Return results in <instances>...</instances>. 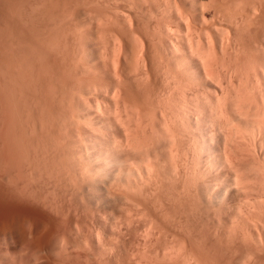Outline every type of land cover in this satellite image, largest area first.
Returning a JSON list of instances; mask_svg holds the SVG:
<instances>
[{"label":"bare ground","instance_id":"6f19581e","mask_svg":"<svg viewBox=\"0 0 264 264\" xmlns=\"http://www.w3.org/2000/svg\"><path fill=\"white\" fill-rule=\"evenodd\" d=\"M214 1L215 4L211 3L213 6L210 8L205 0L83 1L85 4L81 5H84V9L80 5L83 9L82 16L79 14L80 18H75L77 21L74 25H79L76 31L81 29L79 44L83 41L82 49H79L78 44H74L70 50L67 49L68 53L74 50L76 54L74 46L79 47L78 57L72 56L75 57V62L72 63H77L70 72L73 79L75 75V78L81 79L76 78L79 83L74 86V91L70 86L68 93L63 89L69 86L63 85L66 75L62 77V86H58L62 87L63 93L57 86L60 77L52 76L57 78L56 83L49 81V85L53 84L58 89L55 95L49 96L50 102L53 103L50 104L54 108V102H60L56 104V110L53 111V107H49L51 110L47 108L49 99L44 98L42 94L51 93L54 87L51 86L52 90L48 87L51 92L44 91L46 86L43 84L45 87H39L43 92L36 93L38 85L45 83L43 81L49 78L45 72H48V75L55 72L49 70L51 66L47 68L48 71L45 69L49 55L47 61L45 60L47 63H44L46 65L43 64L44 68L42 63L46 56L38 54L35 46L31 47L29 44L31 51L42 56V63L38 61L41 63L39 68L42 66L43 70L40 68L38 72L45 71L41 72L42 77L37 76L41 82L35 81L39 68H33L36 70L34 71L29 66L35 72L34 74L31 70L35 77L32 74L26 75V71L20 70L21 65H18L22 58L16 60L17 66L20 67H16V70L24 71V85H29L32 91L34 87L36 94L28 90L27 94L26 89L22 88L23 82H18L17 77V83L15 79L17 85L22 84V90L19 91L18 86L17 90L15 89L19 91L17 98L20 92L24 91L26 95L22 93L23 96H20V99L25 96L24 101L26 96L30 98V92L35 95L30 98L31 102L35 99L33 102H36L37 106L33 109L34 112L31 110L33 114L25 110L28 106H21L24 113L27 111L25 116L28 113L32 115L31 120L27 119L29 123L25 122L28 126L32 122L35 130L39 127L41 131H38L43 132L40 133L42 137L37 132L36 136H32V124L30 128L27 127L30 135L24 131L31 138L24 134L27 138L22 140L23 134L18 135L19 137L13 134L16 129L14 125L23 123H19L17 119L19 109L15 110L20 101L16 104L18 99L15 95L11 93V97L16 100L14 102L10 93L6 92L9 91L7 87L12 86L15 75L11 74L16 70H13L15 64L12 65L13 54L5 52L11 56L8 55L10 59H6L5 64L6 66L11 61L10 66L8 65L11 67V74H4L13 78L7 77L12 81H4L9 84L5 85L3 82L6 91L4 88L2 90L3 85L0 83V91L9 95L5 96L4 101H13L14 104L12 102L8 106L11 102L8 105L4 102L6 106L3 110L9 108L11 112L12 108V113L18 115L14 114V121L11 119L14 117L10 116L12 122H8L7 116L4 118L8 123L3 119L5 125L14 124L17 120L12 124V137L11 133L8 137L11 140L13 136L18 138H15L16 141L13 138L14 143L10 145V139L8 138V141L5 138V141L2 139L4 135L0 133V141L4 142L3 146H6V151L9 150L10 153L5 155V150L2 151L4 155L2 154L0 159L4 162L0 160V166L3 169L5 163L7 167H4V171L9 168V171H14L13 165L16 166L15 170L22 166V170H18V174L17 171L16 174H12L13 171H5L0 175V205L6 210L8 208L5 215L10 213L11 209V215H14L10 221H7L5 216L6 222L0 227V236L6 241L4 243H7L6 239L10 236L13 237L19 227H23L26 236L28 234L33 237L29 241L34 240L41 220L47 232L42 235L38 233L40 240L46 235L45 243L50 241L56 244L54 247L60 245L57 248L58 253L59 250L66 251L63 254L65 257L66 254L73 253L74 249L85 253L76 264H209L212 259L216 260L214 263H225V260L231 259V264L237 259L252 264L255 258L254 264L260 262L264 257V0H252V3L248 1L249 10H246L245 0H230L236 3L235 6L230 3V8L237 7L236 10L228 9L229 6L224 5V2L229 0ZM241 2L244 4L241 5ZM89 3L100 6L96 7V10L98 8L101 14L96 11L92 15V7L89 8L92 5ZM101 7L106 8V12L109 9L111 14H102ZM239 8L243 10L240 14ZM230 10L238 14L233 15ZM67 17L60 22L68 23L70 16ZM61 25L60 27H63L64 23ZM68 34V39L67 36L65 38L67 41L70 38V33ZM76 34L79 36V33L75 32L78 38ZM91 36H96L98 41L91 39ZM88 39L93 40L95 46H90L92 41ZM23 41L25 45V40ZM76 41L78 43V40ZM69 42L65 45L71 43ZM13 44L9 46L10 50L17 45ZM61 45L63 47V44ZM41 48L39 47V50ZM48 48L47 51L52 49ZM36 49L38 50V47ZM60 49L62 51L63 48ZM63 51L62 55L58 52L62 58L64 53L67 55ZM68 57L70 59L69 55ZM27 60L23 59L26 63ZM1 61L0 63H3ZM62 61L57 59L54 62ZM35 62H32V65ZM72 63L69 64L73 66ZM9 67L6 68L7 71H10ZM60 67H57L58 71ZM26 68L28 69V65L23 69ZM17 72L14 74L19 76ZM68 72L66 71V74ZM4 74H0L1 80H7L2 77ZM28 75L32 76L30 80L35 81L32 83L36 86L31 81L32 88L27 84L29 79L27 81L25 78ZM43 75L47 78L44 79ZM67 75L70 76V73ZM13 86L16 88L14 82ZM14 87L10 92L14 91ZM60 91L64 94H61V98L58 95ZM40 94L41 97L36 98ZM2 95L0 94L1 100ZM40 98L43 102H48H44L45 108H42ZM2 102L0 108L4 105ZM26 102L25 106L29 104ZM32 107L33 104L27 109ZM1 109V116L12 115L8 110L2 112ZM21 116L20 119L25 120L22 118L24 116ZM0 121V125H3L4 121ZM10 127H7V135L12 129ZM22 127L16 130L26 129ZM33 138H37V144L33 142ZM25 140L27 142H24ZM23 142L25 146L30 142L29 146L35 149L36 152L26 146L28 151L35 154L34 158L30 157L33 156L30 151L29 156L24 145L20 146ZM35 144L36 148L33 146ZM20 150L25 154L22 151L19 153ZM14 154H23L20 161L24 164L18 165L19 168L16 162H20L19 160L13 159L16 164L8 162V156ZM18 156L14 155L15 158ZM23 156L27 162L22 159ZM35 166L41 170L38 168V171H35ZM23 167L29 170L24 172L25 174H22V171H26ZM19 173L21 177L18 176ZM23 176L28 177L27 180ZM20 178L24 180L21 181ZM8 216L9 214L7 218ZM44 229H41V233L46 231ZM18 238L20 240L21 237ZM21 239L24 244L28 241L23 240V237ZM37 239L35 241L39 240ZM19 240L17 243H23ZM29 241L26 243L31 242ZM35 243L31 242V247ZM40 244L42 240L41 243L39 241V249L42 248ZM35 253L33 256L37 257ZM70 257L72 258L69 256L65 261L71 259ZM257 257L262 258L256 261ZM262 260L264 261V258Z\"/></svg>","mask_w":264,"mask_h":264},{"label":"rangeland","instance_id":"374dc122","mask_svg":"<svg viewBox=\"0 0 264 264\" xmlns=\"http://www.w3.org/2000/svg\"><path fill=\"white\" fill-rule=\"evenodd\" d=\"M47 1H48V2H47ZM47 1H45V0H44V1H43V0H40V1H39V0H6V3H5V0H0V36H1V38H0V44H1V45H0V46H2V47H0V49L2 48V49H1L2 51L0 50V51H1V52H0V53H1V54H0V58H1V60H2V59L4 60V61H3V60H2V61L0 60V61L3 62V63L5 62L4 64H3V63H0V66H1V67H0V68H1V69H0V70H1V71H0V74H4V72H5V73H6V72H10V74H11V67H9L10 64H11V63H10L11 61L9 60V61H10V62H8L9 64L6 65L7 67H9L10 71H7V69H6L7 67L5 66V64H6V59H10V58H9V56H10L9 54H13V55H11V56H13V57H12V60L14 59V60H13L14 62L12 63V65L15 64V69H13V70H16V67H19V66L21 65V66H20V67H21L20 70H24V71H26V72L28 71L27 73L25 72L26 75H27V74H30V75H31V74H32V71L34 70L33 68H37V69L39 68V64L42 63V62H41V61H42V60H41V59H42V58H41L42 56H43V57L46 56L45 59H43L44 61H43L42 65H43L44 63H47V62H45V60L47 61L46 58H48L47 56L49 55L48 63H47V67L45 68V66H44V65H46V64H44L43 66H44V68H45L46 70H47V68L49 69V66H51L49 70H55V72L53 73V75H51L52 73H51V71H50V73H51L50 75H51V76L48 75V74H49L48 72H45V75L47 74V75H46L47 77L49 76V78L51 77L52 79L54 78L55 80H54V79L51 80V78L49 79V78H47L45 75H43V76H45L44 79H45V78L48 79V81H45V80H47V79L44 80V79L42 78V79L44 80L43 82H45V83L48 82V84H47V83H46V84H45V83H42L41 80H40V78L38 79V77H39V75H40V77H42L41 74H43V73H41V72H44L45 70H44V71H41V72L39 73L38 71H40V70L42 69V66L40 65V66H41V67H40L41 69L39 68L37 71L34 70V71H36V72H38V73L35 74V72L33 71L34 74H35V76H36V78H37V80H35L36 78H35L34 80H35L36 82H37L38 80L41 82V84L38 85V89L36 90V91H37L36 93H37V94H38L39 92L41 93L42 90L40 91L41 88L39 89V87H40L41 85L43 86V84H44V85L46 86V88H44L43 90H44V91H45V90L48 91V90L51 88V86H52V88L54 87V86H53L54 81H55V83H56V79L58 78V76H59L60 78H58L57 82L59 81V83H60V82L62 81V80H61L62 77H64L65 75L68 76L67 74L70 73V76H68L67 79H68L69 81H71V82H70L71 85L69 84V81H68V80H67L68 82L66 81V79H65L66 76H65V78L63 79V80L66 82V83L64 82L63 85H64V84H65V85H67V84L69 85L67 89H66L67 86L64 85L65 87H63V89L65 88L64 90H66V91H64V90H63V91L69 93V90H70L69 87H70V86H71L70 88L73 87L72 90L74 91V89H75L74 86L76 87V86H77L76 84L79 83L78 80L81 79V77H80V78L76 77V78L78 79V80H77V79L75 78L76 75L74 74V75H75V76L73 75V76H74V79H76V80H74L73 77L71 76V73H72V72H70V71L72 70L71 68H74L75 64L77 63V62H76L75 64L72 63V62H75V57L73 58L72 56L75 55V56L78 57L77 54L79 53V51H78L77 49H78L79 47H80L79 49H82V48H81V47H82V42H83V41H82V38H81V41H82V42H81V44H79V43H80V38H79V37L82 36V34L80 33V30H81V29H80L79 31H76L75 29L78 30L79 25H78V24H77L78 26H77V25L74 26V25L76 24V21H77L76 19L80 18L79 14L82 16L81 13H83V9H84L83 6H84V5L82 6L81 4H85V2H83V1H85V0H82V1H80V0H72V3H70L71 0H70V2H69L68 0H62V2H61V0H56V1H55V0H54V1H53V0H47ZM78 1H79V2H78ZM211 1H212V2H211ZM211 1H210V0H209V1H208V0H205L206 5H207V6L209 5V6H208L209 8H210V6L212 7L213 4H215V1H214V0H211ZM233 1H234V2H237V0H236V1L233 0ZM240 1H243V0H240ZM248 1H251V3H252L254 0H253V1H252V0H245V1H244V2H247V3H245V4H247V6L245 5L246 10H249V6H248L249 3H248ZM28 2H29V3H28ZM53 2H54V3H53ZM76 2H77V6H75V5H76ZM82 2H83V3H82ZM234 2H232V1L229 0L228 2H227V1L224 2V5H225L226 7L229 6L228 9L234 10L233 8H235V7H233V6L236 5V3H234ZM238 2H239V1H238ZM52 3H53V5H51ZM60 3H61V4H60ZM73 3H74V4H73ZM211 3H213V4H211ZM226 3H227V4H226ZM230 3L233 4V6H231V8H230ZM6 4H7V5H6ZM55 4H56V5H55ZM72 4H73V6H71ZM89 4L92 5V6H89V8L92 7V9L90 8V9L92 10V12H93L92 15H94V13H95L96 11L99 12L98 8H100V6L98 7L96 4L93 5L92 3H89ZM234 4H235V5H234ZM240 4L242 5V4H244V3L241 2ZM3 5H4V6H3ZM10 5H11V6H10ZM64 5H65V6H64ZM80 5H81V7H82L83 9L80 7ZM241 5H238V6H241ZM42 6H43V7H42ZM70 6H71V7H70ZM74 6H75V7H74ZM94 6H95V7H94ZM54 7H55V8H54ZM76 7H77V8L79 7V8H81V9H77ZM93 7H94V8H93ZM96 7H98L97 10H96ZM242 7H243V6H242ZM245 7H244V8H245ZM247 7H248V8H247ZM44 8H45V9H44ZM48 8H49V9H48ZM50 8H51V11H50ZM63 8H66V9L64 10ZM71 8H72V9H71ZM101 8L103 9V7H101ZM52 9H53V10H52ZM102 9H101V10H102ZM105 9H106V8H104L103 11H104ZM236 9H238V8L236 7L235 10H236ZM240 9H241V8H239V10H240ZM72 10H73V11H72ZM78 10H79V11H78ZM101 10H100V11H101ZM231 10H230V11H231ZM239 10H237V11H239ZM244 10H245V9H244ZM24 11H25V13H24ZM64 11H66V12H65L66 14L64 13ZM68 11H69V13H68ZM77 11H78V12H77ZM103 11H101L102 14H105L106 16H108L107 13L111 14L110 11H109V9H107V12H106V11L103 12ZM242 11H243V10H242ZM242 11L240 10L239 14L242 13ZM35 12H36V13H35ZM38 12H39V13H38ZM50 12H51V13H50ZM52 12H53V13H52ZM73 12H74L75 14H74ZM98 12H97V13H98ZM105 12H106V13H105ZM233 12H234V11H231V13H232L233 15H237V14H238V12L236 13V11L234 12V13H236V14H234ZM48 13H49V14H48ZM55 13H56V14H55ZM97 13H96V14H97ZM99 13H100V12H99ZM16 14H17V15H16ZM40 14H41V15H40ZM70 14H71V15H70ZM100 14H101V13H100ZM26 15H27V16H26ZM31 15H32L33 17H32ZM54 15H55V16H54ZM58 15H59V16H58ZM67 15L70 16V18L72 19V20H71V19L69 18L68 23L65 22V21H67V19H68ZM65 16H66L67 18H66ZM75 16H76V17H75ZM30 17H31V18H30ZM51 17H52V18H51ZM72 17H73L74 19H75V18H76V19L74 20ZM18 18H19V19H18ZM44 18L47 19L48 21H46ZM65 18H66V20H65ZM13 19H14V20H13ZM30 19H31V20H30ZM43 19H44V20H43ZM51 19H53V20H51ZM62 19L65 20V21H63V23H64L65 26L63 25V27H60V26H62L61 24H63V23H61V22H62V21H61ZM3 20H4V21H3ZM50 20H51V21H50ZM54 20H55V21H54ZM79 20H80V19H79ZM14 21H15V22H14ZM17 21H18V22H17ZM23 21H24V22H23ZM43 21H44V22H43ZM53 21H54V22H53ZM56 21H57V22H56ZM60 21H61V22H60ZM37 22H38V23L40 22V23L38 24ZM70 22H71L72 24H69ZM79 22H80V21H79ZM9 23H10V24H9ZM19 23H20V24H19ZM32 23H34V24H32ZM35 23H36V24H35ZM42 23H43V24H42ZM47 23H48V24H47ZM58 23H59V24H58ZM65 23H66V24H65ZM110 23H111V22H110ZM21 24H22V25H21ZM23 24H25V25H23ZM41 24H42V25H41ZM52 24H53V25H52ZM111 24H112V23H111ZM27 25H28V26H27ZM31 25H32V27H31ZM34 25H35V26H34ZM72 25H73V26H72ZM106 25H107V24H106ZM10 26L13 28L12 30H11V27H10ZM43 26H44V27H43ZM47 26H48V27H47ZM66 26H67V28H66ZM68 26H69V27H68ZM3 27L6 28V29L4 30ZM30 27H31L32 29H31ZM41 27H42V28H41ZM51 27H52V28H51ZM58 27H60L59 30L57 29ZM73 27H74V28H73ZM108 27H109V26H108ZM33 28H34V29H33ZM39 28H40V29H39ZM54 28H55V29H54ZM61 28H62V29H61ZM71 28H72L74 31H73ZM9 29H10V30H9ZM35 29H36L37 31H36ZM38 29H39V30H38ZM48 29H50V30L48 31ZM53 29H54V30H53ZM56 29H57V30H56ZM29 30H30V31H29ZM61 30H62V31H61ZM64 30H65V31H64ZM68 30H69V31H68ZM6 31H7V32H6ZM12 31H13V32L15 31V32L13 33ZM54 31H55V32H54ZM59 31H60V32H59ZM63 31H64V32H63ZM66 31H68V32H66ZM72 31H73V32H72ZM9 32H12L13 34H12V33H9ZM23 32H24V33H23ZM28 32H29V33H28ZM31 32H32V33L34 32V33L32 34ZM51 32H53L54 34L51 33ZM65 32H66L67 34H66ZM75 32H76V33H77V32L79 33V36H78V34H76L77 37H78L79 39L76 38V36H75ZM35 33H36V34H35ZM48 33H49V34H48ZM55 33H56V34H55ZM62 33H63V35H62ZM68 33H70V38H69V40L67 41L65 38H66V36H67V39H68V36H69ZM5 34H6V35H5ZM50 34H51V35H50ZM59 34H60L61 36H60ZM72 34H73V35H72ZM80 34H81V35H80ZM18 35H19V36H18ZM49 35H50V36H49ZM57 35H58V37H57ZM71 35H72V36H71ZM7 36H8V37H7ZM17 36H18L19 38H17ZM4 37H5V39H4ZM40 37H41L43 40H45V41H43ZM72 37L75 39V41H74V39L72 40ZM91 37H92L91 39H94V40L96 39V40H97V37H96V36H95L94 38H93V36H91ZM6 38H7V39H6ZM15 38H17V39H16V41H14V42H15V43H14L12 40H13V39L15 40ZM20 38H22V39H20ZM58 38H59V39H58ZM62 38H63L65 41L62 40ZM1 39H2V40H1ZM3 39H4V40H3ZM10 39H11V40H10ZM36 39H37V41H36ZM89 39H90V38H89ZM89 39H88V40H89ZM18 40H19V41H18ZM21 40H22V41H21ZM23 40H25V45H24V41H23ZM46 40H47V41H46ZM60 40H61V41H60ZM76 40H78V43H77ZM96 40H95V41H96ZM1 41H2V42H1ZM8 41H10L11 44L14 43L13 45L17 44V45H15L16 47H12V46H11L13 49L16 48L17 51H18L19 48H21V50H19L18 53H16V52H17V51H15L16 49L13 50V49L11 48V50H10L9 46H10L11 44H10V42H8ZM28 41H30V42H28ZM31 41H34V42L32 43ZM38 41H39V43L37 44L36 42H38ZM42 41L44 42L45 45L43 44ZM49 41H50V42H49ZM54 41H55V42H54ZM69 41H70L71 43H70ZM89 41H90V42L92 41V43H90ZM89 41H88V42L90 43V46H95V45H94L95 42H93V40H89ZM97 41H98V40H97ZM5 42H6V43H5ZM20 42H21V43H20ZM27 42H28V45H27V47H26ZM46 42H48V44H47ZM62 42H64V43H62ZM68 42H69L71 45H70V44L65 45V43L67 44ZM72 42H73V43H72ZM2 43H3L4 46H5V45H7V46L4 47V46L2 45ZM4 43H5V44H4ZM34 43H35L36 45H34ZM59 43H60V44H59ZM9 44H10V45H9ZM21 44H22V45H21ZM29 44L32 45L31 47L35 46L34 48H35L36 52H37L38 54L42 55V56L40 57L38 54L35 53V51H34V52L31 51V47H30ZM46 44H47V45H46ZM50 44H51V45H50ZM55 44H56V45H55ZM61 44H63V47H62ZM74 44H75V46H76L77 44L79 45L78 48L74 46V48H76L75 51H77V53L75 54V53H74V50H73V51H70V53L73 52V54L70 55V53H68L67 51H69L70 49H72ZM20 45H21V46H20ZM40 45H41V46H40ZM42 45H43V46H42ZM78 45H77V46H78ZM80 45H81V46H80ZM22 46H23V48H22ZM44 46H45V47H44ZM49 46L52 47V49H51ZM58 46H59V47H58ZM60 46H61V47H60ZM28 47H29V48H28ZM36 47H38V50L36 49ZM39 47H40V48L42 47V48L39 50ZM43 47H44V48H43ZM46 47H47V48H48V47L50 48V49L48 48L49 51H47V48H46ZM55 47H56V48H55ZM66 47H67V48H66ZM25 48H26V49H25ZM45 48H46V49H45ZM58 48H59V49H60V48H63V49H62V51L64 50L63 53L66 52L67 55L64 53V56H63V58H62V56H61V55H62V51H61V49H60L61 52L58 51L59 54H61V55H59L58 52H57V50H59ZM64 48H65L66 50H65ZM5 49H7V51H5ZM32 49H33V48H32ZM43 49H45V50H43ZM67 49H69V50H67ZM3 50H4V51H3ZM12 50H13V52H14L15 54L12 52ZM23 50H24V51H23ZM27 50H29V51H27ZM41 50L43 51L42 53H41ZM52 50H54V51H52ZM20 51H21V52H20ZM25 51H26V54H25ZM38 51H39V52H38ZM45 51H46V52H45ZM50 51H51V52H50ZM80 51H81V50H80ZM5 52H8V53L10 52V53H9V54H8V53L6 54ZM19 52H20V53H19ZM30 52H31V53H30ZM32 52H33V56H32ZM48 52H49L51 55H52V54H53V55L51 56L50 54H48ZM56 52H57V53H56ZM3 53L6 54L7 56L4 55ZM21 53H22V54H21ZM23 53L25 54V56H23V55H24ZM29 53H30L31 57L29 56ZM34 53H35V54H34ZM46 53H47V54H46ZM2 54H3L5 57H4ZM16 54H17V55H16ZM54 54H56V56H55ZM79 54H80V53H79ZM8 55H9V56H8ZM14 55H15V57H14ZM44 55H45V56H44ZM58 55H59V56H58ZM68 55L70 56V59H69V57L67 58ZM11 56H10V57H11ZM38 56H39V57H38ZM60 56H61V57H60ZM2 57H4V58H2ZM7 57H8V58H7ZM29 57H30V58H29ZM36 57H37V58H36ZM50 57H51V58L53 57V58L51 59ZM54 57H55L56 59H55ZM64 57H65V58H64ZM21 58H22V60H19V59H21ZM35 58H36V59H35ZM40 58H41V59H40ZM72 58H73L74 60H73ZM23 59H24V61H26V60L28 59V60H27V61H28L27 63H31V64H27L26 62L23 61ZM32 59H33V61H31ZM49 59H50V60H49ZM57 59H58V61H59L60 59H61V61H62V59H63L64 63H63V61H62V62H54V61L57 60ZM66 59H67V60H66ZM77 59H78V58H77ZM16 60H17V61L19 60V62L22 61V62H21L22 64H21V63L18 64V62H16ZM38 60H39L41 63H40ZM65 60H66V61H65ZM7 61H8V60H7ZM35 61H37V62H35ZM76 61H77V60H76ZM32 62H35V64H37L38 66L35 65L34 63H33V65H32ZM38 62H39V63H38ZM49 62H50V63H49ZM53 62H54V63H53ZM57 63H58V64H57ZM60 63H61V64L63 63L64 65H63V64H62V65H63V67L65 66V68H63L62 65H61ZM66 63H67L68 65H67ZM69 63H72V64H74V65L72 66V65L69 64ZM2 64H3V65H2ZM17 64H18L19 66H17ZM55 64H57L58 66L60 65V66L62 67V68L60 67L61 70L59 69V71H58V68H57L58 66L55 65ZM8 65H9V66H8ZM12 65H11V66H12ZM23 65H25V66L28 65V69L32 68L33 70H32V69L28 70L27 68H26L27 70H26V69H23V68H25V66H23ZM34 65H35V66H34ZM66 65H67V67H66ZM4 66H5V67H4ZM13 66H14V65H13ZM29 66H30V68H29ZM31 66H32V67H31ZM53 66H54L55 69L53 68ZM56 66H57V67H56ZM69 66H71V67L69 68ZM2 67H4V68H3V71H2ZM20 67H19V68H20ZM12 68H13V67H12ZM51 68H52V69H51ZM9 69H8V70H9ZM56 69H57V70H56ZM70 69H71V70H70ZM4 70H6V71H4ZM13 70H12V71H13ZM17 70H18V69H17ZM17 70H16L15 72H13V74H11V75H13V76L15 75V76H14V77H15L14 79H12L13 77L11 78L10 75L6 76L5 74H4L5 76L2 75V77H3V78L6 77L7 80H5V79H4V80H1V79H0V80L2 81V82H0L2 85H3V82H4V81H8V82H10V81L13 80L14 85L16 86V88H15V87L13 86V82H11V83H12V86L14 87V89H13L14 91H11V92H10V90H12V88H13L12 86L7 87V88H9V89H8L9 91H6L7 89L4 88V87H5L6 83L9 84L8 82H6V83L4 82L5 85H3L2 90H3V88H4V90H5L7 93H8V92L10 93V97L13 96V95H15V96H14L15 98L18 97V95H19L18 92L20 91V89L22 90V88L26 89V92H27V90H28V91H32V90L30 89L29 85H27L28 88H27L26 84L24 85V80H23V78H24L23 75H24V74L22 75V73H23L24 71L21 72L20 70H18V72H17ZM31 70H32V71H31ZM42 70H43V69H42ZM64 70H65V71H64ZM73 70H74V69H73ZM19 71L21 72V73H20L21 75L18 74ZM47 71H48V70H47ZM56 71H57V73H59L61 76H60L59 74L57 75ZM61 71H62V72H61ZM66 71H69V72L66 74ZM1 72H2V73H1ZM16 72H17V74H18L19 76H21V77H19V76H17L16 74H14V73H16ZM29 72H30V73H29ZM60 72H61V73H60ZM73 72H74V71H73ZM8 74H9V73H8ZM30 75L26 76V78H25L26 80L29 79V83L27 82L28 80H27V81L25 80V81L27 82V84H30V85H31V83H32V82L34 83L35 81L30 80L31 77H32V76L30 77ZM32 75H33V74H32ZM54 75H56L57 78H56V77H52V76H54ZM0 76H1V75H0ZM24 76H25V75H24ZM35 76L33 75V77H35ZM37 76H38V77H37ZM7 77H10L12 80H10V78H7ZM17 77H18V82H23V85H24L23 87H22V84H21V83H19L18 85L15 83V79H16V82H17ZM22 77H23V78H22ZM29 77H30V78H29ZM70 77H72V78H70ZM3 78H2V79H3ZM19 78H21V79H19ZM70 79H71V80H70ZM22 80H23V81H22ZM60 80H61V81H60ZM72 80L75 81V82H73ZM30 81H31V83H30ZM39 81H38V82H39ZM49 81H53V84H52V85H51V84L49 85V83H51V82H49ZM81 81H82V80H81ZM81 81H80V82H81ZM18 82H17V83H18ZM26 82H25V83H26ZM11 83H10V85H11ZM33 83H32V84H33ZM59 83L57 84V86H58V85L62 86V82H61V84H59ZM72 83H74V84H72ZM38 84H39V83H38ZM2 85H1V86H2ZM19 85H20V86H19ZM33 85L36 86V84H33ZM55 85H56V84H55ZM1 86H0V88H1ZM17 86L19 87V89H18L19 91H18V92L16 91V90H17ZM25 86H26V88H25ZM45 86H43V87H45ZM49 86H50V88H48ZM57 86L54 87V90H52V88H51L52 92L54 91V92H53L54 94H52L51 90H49V92H51V93H49V94H47L48 92L46 93V92H43V91H42V92H43L42 94H44V96H45L44 98H48V99H49V105H47V106H48V107H47L48 109H50L51 107H53V106H51V104H53V103L50 102V101H51V97H50L49 95H55L56 89L59 88V86H58V88H57ZM11 87H12V88H11ZM20 87H22V88H20ZM43 87H42V88H43ZM10 88H11V89H10ZM31 88H32V85H31ZM47 88H48V89H47ZM15 89H16V90H15ZM34 90H35V89H34V87H33V91H34ZM59 90L62 91V87H60ZM5 91H4V92H5ZM33 91H32V92H33ZM61 91H60V92H61ZM63 91H62V92H63ZM1 92H2V91H0V94L2 95L3 92H2V93H1ZM6 92H5V94H6ZM16 92H17V95L15 94ZM26 92L24 91V93H23V92H20V93H21V94L23 93V95H24ZM60 92H58L59 94H58V93H57V94H58V95L60 96V98H61V96L64 95V94H63L64 92H63V93H62V92L60 93ZM9 93H8V94H9ZM11 93H12L13 95H12ZM33 93L35 94V91H34ZM33 93H32V94H33ZM70 93H71V92H70ZM8 94L4 95V93H3V95H2L3 98H2V100L0 99V100H1L0 103L3 101V102H2V105H3V104H4V105L1 107L2 109H1V108H0V109L2 110V112H3V111L6 112V110H8V113H12V112H13V111H12V108H11V112H10V109H9V108H7L6 110H3V107H4V109H5V106H6V104L4 103V102H6V101H4V100H6L5 96L8 97V96H9ZM21 94H20V96H21ZM27 94H28V92H27ZM32 94H31V92H30V95H28V96H30V98H31V96L33 97V96L36 95V94H35V95H34V94L32 95ZM57 94H56V96H57ZM61 94H62V95H61ZM7 95H8V96H7ZM23 95H22V96H23ZM25 95H26V94H25ZM47 95H48L50 98H49ZM20 96H19V98H17L18 101H16V100L14 99V97H11V98L13 99V101H14V100L16 101V102L14 101L16 104L20 101V102H19L20 105H17V107H15V108H16L15 110L17 111V110L19 109V111H17V112H18V113L20 112V113H19V116H17V119L19 120V121H18L19 123H23L22 125H24V127H22L21 124H20L21 126H20V125L18 126V123H16L17 120L14 122V124L16 123L17 126H18V128L22 127V128H26V129H25V130H24V129H21V130L19 129L20 131H19V130H16V129H18L17 126H16V124L14 125V124L12 123V124L14 125V128H16L15 131H14V128L12 127V124H11V123L5 125L4 123H5V121H6L7 119H8V122H12V121L15 120V117H14V116H15V115H18V114L12 113V115H10V114L7 113L8 115L1 116V111H0V117H2V118H0L1 120L4 121V119H5L6 116H7V119H5V121L3 122V125H0V129H1V126H2V129H1L0 133H2V135H4V137H2V139L4 138V140H5V138H6V140H7L10 136L12 137V133H11L12 130L14 131L13 134H15V136H16V135L18 136V135H20V134H23V139H22V140H24V138L26 139L27 137H24V134L26 135V133H25L24 131L28 132L27 134H29V130H27V127L30 128L29 126H31V124H32V127H33V128L31 127V129H33V131H34V133H33V131H31V132H32V136H33V134H34L35 136L37 135V134H35V132H37V133H39V134H40V133H41V134L43 133V132H40L41 130H40L39 127H37V130H35L36 128L33 126V123H32V122H30V125H29V126H28V124H26V122H25V121L28 122L29 120L32 119V115H29V113L31 114L32 111H33V109L37 107V106H36V102H35V104H34V102H33V100H35V99L32 100V102H33V103H32L31 100H30V98L28 99L27 96H26L27 99L25 98V101H24V99H23L25 96H24L22 99H20V98L22 97V96H21V97H20ZM38 96L41 97V94H40V95H37L36 98H37ZM59 96H58V99H59ZM42 97H43V95H42ZM53 97H55V96H52V98H53ZM0 98H1V97H0ZM4 98H5V99H4ZM33 98H34V97H33ZM12 99H10V100H12ZM19 99H20V100H19ZM42 99H43V98H42ZM56 99H57V97H56ZM21 100H23L24 103H23ZM26 100H27V102H28L31 106H32V104L34 105V107H32V109H31V108H30V110L27 109V108H29L30 105L28 104V105L25 106V102H26ZM29 100H30V101H29ZM40 100H41V98H40ZM44 100H45V99H44ZM13 101H12V102H13ZM41 101H42V103H43V104L41 103V104H42V108H45L46 106H45V107L43 106L45 101H44V102H43V100H41ZM52 101H53V99H52ZM55 101H56V100H55ZM9 102H11V101L6 102L7 105H8ZM12 102L9 103L8 106H10V105L12 104ZM14 102H13V104H14ZM27 102H26V103H27ZM30 102H31L32 104H31ZM39 102H40V101H39ZM21 103H22L23 105H21ZM46 103H48V102L46 101L45 104H46ZM50 103H51V104H50ZM57 103L60 104L59 101H58V102L56 101V103L54 102V106H55V108H57V105H56ZM16 104H15V105H16ZM39 104H40V103H39ZM15 105H13V110H14V106H15ZM0 106H1V104H0ZM8 106H7V107H8ZM19 106H20V108H19ZM21 106H24L25 108L28 106V107L25 109V110H28V111H29V113H28L26 116H25L24 114H25L27 111L24 113V111H23L24 108H22ZM11 107H12V106H11ZM38 107H39V105H38ZM40 107H41V105H40ZM40 107H39V108H40ZM49 107H50V108H49ZM17 108H18V109H17ZM42 108H41V109H42ZM55 108L53 107V111L56 110ZM21 109H22V111H20ZM51 109H52V108H51ZM51 109H50V110H51ZM31 110H32V111H31ZM16 111H15V112H16ZM30 111H31V112H30ZM34 111H35V110H34ZM34 111H33V112H34ZM42 111H43V109H42ZM44 111H47V110H44ZM53 111H50V113L53 112ZM47 112H48V111H47ZM45 113H46V112H45ZM3 114H4V113H2V115H3ZM14 114H15V115H14ZM32 114H33V113H32ZM43 114H44V113H43ZM21 115L24 116V117H22ZM8 116H9V118H8ZM10 116H13L14 118H11ZM20 116H21L22 118H25V120L20 119ZM4 117H5V118H4ZM3 118H4V119H3ZM10 118L13 119V120L11 121ZM27 119H29V120H27ZM9 120H10V121H9ZM20 120H23V121L25 122L26 126H25L24 122H23V121H20ZM8 122L6 121V123H8ZM28 123H29V122H28ZM0 124H2L1 121H0ZM10 125H11L12 129H10L11 131H10L9 134L7 135V132H8V130H9L8 128L10 127ZM5 126H6V127H5ZM3 127H5V129H4ZM7 127H8V128H7ZM11 127H10V128H11ZM3 129H4V131H3L4 134H3V132H2ZM31 129H30V130H31ZM38 130H40V131H38ZM23 132H24V133H23ZM31 132H30V133H31ZM5 133H6V134H5ZM10 133H11V135H10ZM41 134H40V136H41ZM44 134H45V133H44ZM2 135H0V136H2ZM9 135H10V136H9ZM29 135H30V134H29ZM29 135H26V136H29ZM8 136H9V137H8ZM18 137H19V136H18ZM18 137H15V138H18ZM29 137L31 138V136H29ZM29 137H28V138H29ZM41 137H42V136H41ZM41 137H40V138H41ZM0 138H1V137H0ZM13 138H14V136H13ZM13 138H12V140H11V138H9L10 141H9V139H8L9 142H12V144L10 143V145H13L14 141H16V139L14 138V139H15V140H14ZM30 138H29V139H30ZM2 139H1V140H2ZM29 139H28V140H29ZM36 139H37V138H36ZM36 139H35V140H36ZM6 140H5V141H6ZM13 140H14V141H13ZM19 140H20V139H19ZM33 140H34V138H33ZM35 140H34L33 142H35ZM8 141H7V142H8ZM17 141H18V139H17ZM20 141H21V140H20ZM20 141H19V142H20ZM29 141H32V140H29ZM2 142H3V141H2ZM2 142L0 141L1 144H2ZM7 142H6V144H7ZM19 142H18V144H19ZM24 142H27V141L25 140ZM24 142H23V143H24ZM36 142H37V140H36ZM36 142H35V143H36ZM21 143H22V142H21ZM21 143H20V146H21V145H24V146H25V143H24V144H21ZM28 143H29V144H28ZM28 143H27L28 145L26 144V146H29V145H30V142H28ZM37 143H38V142H37ZM37 143H36V144H37ZM1 144H0V153H1L0 157H3V155H4V154L2 153L3 150H5L4 152H6L5 155H8V154L10 155L9 150L6 151V148H7V147H6V146H3L4 142H3L2 145H1ZM31 144H32V143H31ZM36 144L33 145V146L35 147ZM4 145H5V144H4ZM24 146H23L22 148L25 149L26 146H25V147H24ZM10 147H12V146H10ZM30 147H31V146H29V148H30ZM1 148H2V149H1ZM22 148H21V149H22ZM26 148H27L26 150L28 151V147H26ZM31 148H32V147H31ZM35 148H36V147H35ZM9 149H10V148H9ZM11 149H12V148H11ZM24 149H22V150H23V151H26V150H24ZM22 150H20L19 153H21ZM30 150H33V151H34L35 149L32 148V149H30ZM30 150H29V151H30ZM12 151H14V150L12 149ZM23 151H22V152H23ZM29 151L27 152L28 154H29ZM34 152H36V151H34ZM12 153H15V152H12ZM12 153H11V154H12ZM30 153H31V155H33L31 151H30ZM2 154H3V155H2ZM16 154H17V153H16ZM16 154H14L15 157L18 156V155H16ZM23 154H25V153L23 152ZM23 154H20V156H22ZM14 155H12V156H8V162L10 161V164H11V163H15V164H16V162H17V167H18V165H19V166L23 165L24 162H23V164L21 163L22 160L20 161V159H21L20 156H18V158H19V159H18V158H15ZM34 155H35V154H34ZM34 155H33V156H30V154H29V156H30V157H33V158H34ZM25 156H27V155H25ZM4 157H5V156H4ZM10 157H11V159H10ZM12 157H14V158H12ZM23 158H24V156L22 157V159H23ZM25 158H26V157H25ZM25 158H24L23 160H25ZM28 158H29V157H28ZM33 158L30 159V160L32 161ZM3 159L5 160V158H3ZM9 159H10V160H9ZM13 159H14L15 161H16V160H19L20 162H18V161L15 162ZM0 160L3 161L2 159H0ZM11 160H13L14 162L11 161ZM28 160H29V159H28ZM35 160H36V158H35ZM1 161H0V164H1ZM25 161L27 162V160H25ZM31 161H28V162H31ZM3 162H4V161H3ZM8 162H7V163H8ZM35 162H36V161H34V163H35ZM32 163H33V162H32ZM8 164H9V163H8ZM8 164H7V165H8ZM20 164H21V165H20ZM12 165H13V164H12ZM13 166L16 167L15 165H13ZM36 166H39V165H36ZM36 166H35V167H36ZM0 167H1L0 169H2V166H0ZM4 167H7V166H5V163H4ZM4 167H3V169H4ZM14 167H13L14 171L11 170V171H13L12 174H16L15 171H17V174H18V172H19L18 170H20V169L22 170V166H21V168L18 167V168H19L18 170H15ZM35 167H34V168H35ZM39 167H40V166H39ZM39 167H38V168H39ZM8 168H9V165H8ZM8 168H5V169H8ZM23 168H24V169L26 168V171H22V172H23L22 174H25V173H27V171H29V170H27V169H28L27 167H23ZM36 168H37V167H36ZM38 168H37V170H35V171H38ZM3 169H2V170H3ZM9 169H10V168H9ZM9 169H8V171H9ZM24 169H23V170H24ZM39 169H40V168H39ZM40 170H41V169H40ZM40 170H39V171H40ZM5 171H7V170H5ZM5 171L3 170V171L1 172V170H0V175H1V173L3 174ZM8 171H7V172H8ZM11 171H9V172L11 173ZM24 172H25V173H24ZM18 176H20V173H19ZM20 177H21V176H20ZM23 178H24L25 180H27L28 177L26 178V176H23ZM21 179H22V178H20V180H21ZM24 179H22V180H24ZM22 180H21V181H22ZM1 206H2V205H0V207H1ZM2 208L5 209V210H4L5 212L2 210ZM2 208L0 209V212H1V213H0V216H1V218H2V219H0V227H3L4 222H6V221H5V218H6L7 221H8V220L10 221V219H12L13 216H14L13 214L11 215V213H13V211H12V209H11V212H10V213L7 212V215L9 214V216H8L9 218H7V215H5L4 213H6V211H8V208H7V210H6V208L3 207V206H2ZM2 211H3V212H2ZM1 214H2V215H1ZM10 215H11V217H10ZM2 216H3V217H2ZM5 216H6V217H5ZM4 217H5V218H4ZM15 217H16V215H15ZM3 219H4V220H3ZM1 225H2V226H1ZM41 225H43V226H41ZM44 225H45V224H43V222L40 220V221H39V227H40V228H38V232H37V234H38L39 232H40V233H39L40 235H42L43 233L46 234V232H47L46 229H47V228H45L46 226H44ZM44 228H45V229H44ZM19 229H20V227H19ZM19 229H17V231L14 232L13 237L10 236L8 239H6V240H7V243H4V242H6V241H5V238H4L3 236H0V237H2V240H0V264H34V263H35V264H62L63 262H65V263L67 262V264H70V263L72 262L71 264H73V260H74V264H76V261L78 262V260H79V259L85 254L82 250H81V251H77L78 249H74V250H73V253L71 252L70 255L66 254V257H65L63 254H65L66 251L64 252V251L61 250V252H63V253H61L60 250H59V253H58V249H57V248H59L60 245H59L58 247L55 246L56 249H57V250H56L55 247H54V245H56V244H53V243H51L50 241L47 242V243H45V242L47 241V238H46L47 236H46V235H45V237H44V235H43V238L40 237L41 240H42V244H40V245H42V248L40 247L41 249H39V248H38V247H39V241H40V243H41V240L39 239V236H40L39 234H38V235L36 234V237H35L34 240H30L31 242H33V241H34V243L36 242V243H35L36 245H35V244H32L33 246L31 247V242L29 241V239H30V238L33 239V237L30 236V235H28V234H27V236H26V234H25L26 231L24 232L23 227H22L20 230H19ZM41 229H42V230L44 229V230H46V231H45V232L43 231V232L41 233ZM21 230H22L24 233L21 232ZM19 231H20L19 234L21 235V234L23 233L25 237L23 236V234H22L21 236H18L19 234H18L17 232H19ZM15 233H16V234H15ZM17 234H18V235H17ZM16 235H17V236H16ZM15 236H16V237H15ZM14 237H15L16 239H15ZM18 237H21V238L23 237V240H25V241L28 240L30 243H26V242H28V241H26L25 244H24V242L22 241V239L20 238V240H19ZM26 237H27V238H26ZM11 238H13V240H12ZM25 238H26V239H25ZM36 238H38L39 240L37 239L38 241H35ZM10 239H11V240H10ZM45 239H46V241H45ZM3 240H4V241H3ZM15 240H16V241H15ZM18 240H19L20 242H23V243H17ZM15 242H16V243H15ZM37 242H38V246H37ZM22 244H23V245H22ZM29 244H30V245H29ZM44 245H46V246H44ZM35 246H37V247L35 248ZM61 246H62V245H61ZM62 247H63V246H62ZM29 248H31V249H29ZM44 248H45V249H44ZM27 249H29V250H27ZM33 249H34V252H32ZM38 249H39V250H38ZM53 249H54V250H53ZM60 249H61V248H60ZM8 250H9V252H8ZM35 250H36V253H37V255H38L37 257H34V256H33V254L35 253ZM64 250H65V249H64ZM29 251H30V252H29ZM75 251H76V252H75ZM38 252H39V253H38ZM54 252H55V253H54ZM25 253H27V254H25ZM36 253H35V254H36ZM60 253H61L62 256H61V255H58V254H60ZM30 254H31V255H30ZM39 254H40V255H39ZM72 254H73V255H72ZM80 254H81V256H79ZM75 255H76V256H75ZM31 256H32V257H31ZM59 256H60V257H59ZM69 256H72L73 259L70 257V258L72 259V261H69V260H71V259L68 260L69 262H68V261H65V260H67V259L69 258ZM78 256H79V257H78ZM25 257H26V258H25ZM34 258H36V259H34ZM37 258H38V260H37ZM261 258H262V257H261ZM261 258H258V257H257L258 260H256V261H259ZM263 258H264V257H263ZM263 258H262V259H263ZM60 259H61L62 261H63V260H64V261L62 262ZM255 259H256V258H255ZM255 259H254V261L252 260L253 262H251V261H250V262H251L252 264H254V263H255ZM262 259L260 260V262H263V263H260V262H257V263H258V264H264V261H263ZM206 260H207V259H206ZM212 260L214 261L215 259H212ZM227 260H228V259H227ZM227 260H225V263H224V262H221V261H220V262H221V264H223V263H224V264H227V263L230 264L229 262H230V261H233V260L229 259L230 261L228 260V262H227ZM36 261H37V262H36ZM209 261H210V260H209ZM213 261H211V262L214 263ZM215 261H216V260H215ZM237 261H238V260L236 259V260H234V262H232L231 264H236V263H237V264H241V263H244V264H245V263H246V261H244V262H240V261H238V262H240V263H238ZM30 262H31V263H30ZM205 262H208V261H205ZM211 262H210V263L208 262V263H209V264H212ZM220 262H218V263L220 264ZM218 263L216 262V263H214V264H218ZM248 263H249V262L247 261L246 264H248ZM77 264H78V263H77Z\"/></svg>","mask_w":264,"mask_h":264}]
</instances>
